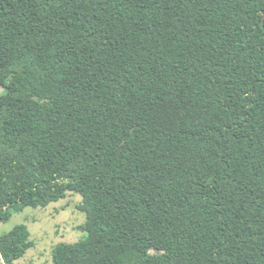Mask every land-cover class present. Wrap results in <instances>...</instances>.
Masks as SVG:
<instances>
[{
	"label": "trees",
	"instance_id": "obj_1",
	"mask_svg": "<svg viewBox=\"0 0 264 264\" xmlns=\"http://www.w3.org/2000/svg\"><path fill=\"white\" fill-rule=\"evenodd\" d=\"M0 89V224L83 199L53 264H264V0H0Z\"/></svg>",
	"mask_w": 264,
	"mask_h": 264
},
{
	"label": "rangeland",
	"instance_id": "obj_2",
	"mask_svg": "<svg viewBox=\"0 0 264 264\" xmlns=\"http://www.w3.org/2000/svg\"><path fill=\"white\" fill-rule=\"evenodd\" d=\"M4 92L0 89V95ZM82 197L69 193L67 198L46 208H26L13 212L6 223L0 224V236L25 225L34 247L13 264H53V251L59 245L74 244L86 236V214L80 209ZM0 264H5L0 255Z\"/></svg>",
	"mask_w": 264,
	"mask_h": 264
}]
</instances>
